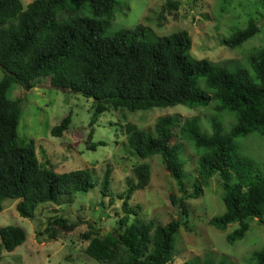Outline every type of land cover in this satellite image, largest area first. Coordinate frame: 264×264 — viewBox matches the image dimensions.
Instances as JSON below:
<instances>
[{"label": "trees", "instance_id": "1", "mask_svg": "<svg viewBox=\"0 0 264 264\" xmlns=\"http://www.w3.org/2000/svg\"><path fill=\"white\" fill-rule=\"evenodd\" d=\"M116 5V0H33L24 8L20 0H0V212L2 201L10 199L17 201L15 209L20 217L33 219L38 205H70L74 194L87 193L95 186L87 170L58 174L48 162L39 163L34 142L19 138L22 98L10 99L8 93L13 85L32 88L41 80L44 87L92 99L93 121L108 110L177 105L193 109L213 100L218 102L217 111L232 112L236 122L227 132L218 119L211 121L210 133L200 131L197 118L180 125V135L202 150L190 185L177 156L175 117L157 119L152 131L127 123L123 132L132 155L141 160L161 157L179 194L170 195V202L181 207L182 218H187L186 202L201 197L211 177L218 174L224 212L209 223L218 230L235 223L238 227L226 240L232 244L242 239L249 229L248 221L257 219L264 224V170L255 173L254 163L237 154L235 143L239 137L264 136V48L250 55V70L235 65L229 69L228 64L193 58L186 31L147 41L150 29L138 24L105 36ZM177 5L166 0L158 23L165 20V13L172 15ZM83 8L91 16L75 14ZM64 13L68 19L60 20ZM257 32V24L250 20L244 30L233 32L221 44L233 49ZM69 123L68 115L51 129V135L61 137ZM95 147L91 144L89 148ZM131 172L126 190L113 195L111 171L105 169L100 194L121 200L122 217L116 222L115 233L102 234L93 226L82 233L80 239L87 242L83 252L103 264H175L174 238L183 222L175 219L159 225L153 219L139 220L136 211L141 207H132L128 201L135 191L148 187L150 167L139 164ZM47 223L46 230L54 227L70 232L76 227L55 214ZM25 237L19 227L0 228V250L12 252ZM253 258L257 264H264V247L255 251ZM182 264L227 263L193 260Z\"/></svg>", "mask_w": 264, "mask_h": 264}, {"label": "rangeland", "instance_id": "2", "mask_svg": "<svg viewBox=\"0 0 264 264\" xmlns=\"http://www.w3.org/2000/svg\"><path fill=\"white\" fill-rule=\"evenodd\" d=\"M33 0H20L25 8ZM114 19L105 36H111L123 29H133L138 24L150 30L147 41L170 34L186 31L191 38V56L197 60L206 59L233 69L234 65L250 70V55L264 48V0H172L177 9L172 15L165 13V20L158 23L160 8L166 0H116ZM79 16H91L87 8L75 12ZM68 14L59 16L68 19ZM252 20L258 32L240 46L229 49L221 44L235 31L244 30ZM230 64V65H229ZM2 73L0 71V77ZM44 81L36 80L32 88L13 85L8 93L10 99L22 98V113L17 127L19 138L33 141L39 163L48 162L55 173L87 170L95 186L87 193L74 194L70 205L37 206L33 219L22 218L17 213V201L5 199L0 212V228L19 227L25 232V241L12 252L0 250V264H103L87 257L83 250L87 242L80 235L90 229L99 228L102 234L115 233L117 221L122 217L121 200L103 197L100 182L105 169L111 171L110 191L113 195L126 190V181L132 177V168L139 164L150 167L148 187L135 191L128 203L140 206L136 211L139 220L153 219L159 225L181 219L180 230L175 235L172 259L175 264L185 261L211 260L227 264H257L253 253L264 247V224L257 219L248 221L249 229L242 239L230 244L226 237L237 224H230L225 230L210 225V220L224 212L222 191L218 174L211 177L203 195L186 202L187 218L181 217V207L173 206L170 195L178 197L174 182L165 170L161 157L155 155L145 160L132 155L123 132L130 123L138 129L152 131L155 121L164 116L176 118L173 133L179 143L177 156L184 165L185 181L192 182L197 161L202 150L195 148L192 141L180 135V125L188 119L197 118L201 132H211V121H221L223 132L235 124L230 111L215 109L217 101L206 106L189 109L182 105L169 108L127 111L108 110L92 120L94 103L92 99L69 91L44 87ZM70 116L68 129L61 137H53L51 129L65 117ZM102 142V145L98 143ZM236 152L248 158L255 165V173L264 170V136L257 134L239 137L235 140ZM91 144H96L90 149ZM56 211V212H53ZM61 216L76 227L70 231L57 228L47 229L50 217ZM133 216H131L132 218ZM264 221V217H263ZM39 233V235H37Z\"/></svg>", "mask_w": 264, "mask_h": 264}]
</instances>
